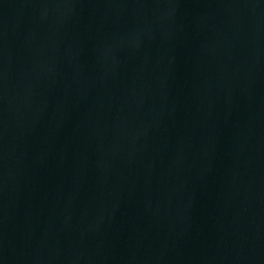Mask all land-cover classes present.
Wrapping results in <instances>:
<instances>
[{"label":"water","instance_id":"95a60500","mask_svg":"<svg viewBox=\"0 0 264 264\" xmlns=\"http://www.w3.org/2000/svg\"><path fill=\"white\" fill-rule=\"evenodd\" d=\"M0 264H264V0H0Z\"/></svg>","mask_w":264,"mask_h":264}]
</instances>
